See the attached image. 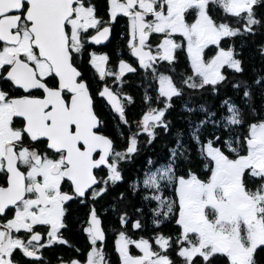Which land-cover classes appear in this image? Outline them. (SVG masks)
Listing matches in <instances>:
<instances>
[{"label":"snow or ice","instance_id":"1","mask_svg":"<svg viewBox=\"0 0 264 264\" xmlns=\"http://www.w3.org/2000/svg\"><path fill=\"white\" fill-rule=\"evenodd\" d=\"M257 7H264V0H109L105 22L92 0H0V83L10 85L0 87V264H19L17 250L42 261L40 249L67 245L61 231L67 227L66 204L102 197L123 180L121 162L139 151L138 134L118 150L102 131L104 122L77 63L86 45L107 41L110 25L117 17L127 18V47L139 68L157 82V100L163 103L150 107L138 124L139 134L151 143L157 129L168 130L166 113L185 89L217 94L229 82L226 68L243 73L236 48L226 49L222 41L264 27ZM214 9L239 26L218 22ZM260 52L264 55V47ZM181 53L187 69L178 84L173 73ZM108 62L105 54L89 53V64L102 81L112 77L122 83L126 73L137 71L123 60L113 71ZM254 83L264 85V77ZM231 86L242 93L243 104L226 98L219 115L204 104L184 105L203 175L191 167L179 174L181 165L192 161L191 148L179 133L166 163L153 166L131 186L134 192L149 193L144 200L156 202L151 212L157 227L174 219L180 229L176 254L183 264H258L257 253L264 251V118L249 122L246 113L257 112L252 93L240 83ZM98 95L128 123L122 101L130 97L107 85ZM145 100L152 97L146 94ZM196 113L201 118L192 120ZM121 224H128L126 214ZM87 225L83 230L90 251L85 260L62 264H110L94 207ZM41 227L46 233L37 230ZM132 227L141 229L142 224L136 220ZM154 242L160 250L148 239L119 232L115 251L120 264H174L168 255L173 238L160 234Z\"/></svg>","mask_w":264,"mask_h":264},{"label":"trees","instance_id":"2","mask_svg":"<svg viewBox=\"0 0 264 264\" xmlns=\"http://www.w3.org/2000/svg\"><path fill=\"white\" fill-rule=\"evenodd\" d=\"M103 4L105 7L104 12H106L108 6L106 2L104 3V0ZM255 11L257 18L264 21V7H257ZM231 22L229 23L232 26H239L234 18H231ZM107 45L110 55L109 63H113L119 58V49L125 47L124 38L122 39L119 32H117L115 37L111 39ZM222 46L226 49L230 46L236 48L239 53L238 58L243 62V73H235L226 68L225 74L228 76L229 82L221 87L217 94H213L210 89L204 92H190L185 89V95L181 98H174L173 107L166 113V120L169 122L168 130L157 129L156 139L151 143L147 142L149 138L146 134H139L142 130L138 128V124L150 107H163L162 98L160 101L157 100V82L150 80L148 78L149 74H146L144 70L136 68L137 71L131 74L130 78L126 79L125 84L119 86L124 92H130L131 100H125V105L126 109L130 111V114L134 115L135 119L134 129L132 131L125 126V129L123 131L120 129V132L122 131L121 133L126 135L125 138L133 134H138L139 151L129 160L121 162L120 170L123 180L118 182L114 188L111 186L103 197L105 223L106 226L109 225L108 228L113 232L115 229H118V234L121 231H125L126 234L133 239L138 240L141 237L148 239L156 250H160L159 246L154 242L158 235L162 234L166 237H172L173 247L168 251V255L173 260L174 264H183L182 258L178 257L176 254L178 246L175 244V239L179 236L180 229L176 226L174 219L170 221L166 220L157 227L153 223L154 218L150 209L151 207H155V204L150 202L149 205L143 198L147 195V191L141 190L139 192H134L131 186L134 185L136 180L142 179L143 174L149 169H153V166L158 167L160 164L166 163L170 149L175 146L179 133H183V141L186 145L190 146L192 152L191 164L181 165L179 174H183L186 168L191 167L192 171L203 175L204 170L200 159L197 157L196 146L191 142L188 135L189 115L184 111L185 104H189L193 107L204 104L210 110H215L219 115L220 112L224 111V109L221 108V102L226 98H231L238 106L243 104L242 93L231 86L233 83H240L241 85L247 86L252 93L254 107L257 110L256 114L246 113L247 120L253 122L256 119L264 118V85H256L254 83L256 79L264 77V55H261L260 52V49L264 47V27L257 26L254 35L245 33L236 38L226 39L222 41ZM162 69L164 68L160 70L162 71ZM186 69L187 63L185 55L182 53L175 67V73H173L174 79L178 84L181 75L185 74ZM164 70H166V67ZM150 81L151 84H149ZM146 94L152 97L151 102H146ZM200 118V113L191 115L192 120H199ZM209 130L211 131V129ZM216 134L219 135L221 133L217 132ZM113 135L115 137L118 136L114 133ZM127 146L128 144H120L118 150H124ZM149 161H152L153 164L150 165ZM168 195H173L171 190H169ZM138 209H142V213L138 211ZM71 212L68 218V234H70L73 239L81 232V225L87 220L89 207L74 206ZM125 214L128 218V224L122 225L121 217ZM136 220L141 222V229H134L132 227ZM114 238L115 235L113 237V243ZM109 242L113 249V252L109 254V258H111L112 264H120V258L118 253L114 251L115 246L112 245V240ZM131 251L135 255L139 253V250L134 247ZM256 259L258 264H264V251H258ZM221 264H224L223 260H221Z\"/></svg>","mask_w":264,"mask_h":264},{"label":"flooded vegetation","instance_id":"3","mask_svg":"<svg viewBox=\"0 0 264 264\" xmlns=\"http://www.w3.org/2000/svg\"><path fill=\"white\" fill-rule=\"evenodd\" d=\"M105 2L107 3V6H108L106 12H104L105 7L103 4V0H92V3L96 7L97 16L101 20L107 22L109 20V17H108L109 16V0H104V3ZM211 14L217 20L224 19V21H227L230 18V17H225L224 14L222 13V10H218V9H214ZM110 28H111L110 40L115 37L117 32H119L122 39L124 38L125 47L119 49L118 60L113 63L108 62V67H111L113 71H117L118 63L121 60H123L127 62L128 64H130L132 67L139 68L137 59L131 55L129 48L127 47V41H128L127 18L117 17V20L110 25ZM92 34H95V33L90 31L89 35H92ZM107 44L108 43H104V42L100 45L87 44L85 52L78 59L77 63H78V67L80 71L83 73L84 79L88 82L90 86L91 93L94 98L95 111L97 115L99 116V118L104 122V127L102 131L104 132L105 135L110 136L115 141V146L118 149L120 144H123V145L128 144V138H130L131 136L126 137L127 138L126 139L125 138L126 135L121 132L125 129V126L128 127L131 131L134 129V123H135L134 115L130 114V111L126 109L125 100H123L122 102L125 107V117L128 121L127 124H124L123 121L119 118V114L115 113L114 110H112L106 98L100 97L98 95V92L105 85H107L111 87L114 92L121 93L123 97H131L130 92L128 93L124 92L123 90L119 88V86H123L125 84L126 79L130 78V75L134 74V72L126 73L123 77L122 83L114 81V78H111V77H108L103 81L98 78V74L94 71V69L89 64V53H92V52L96 54L104 53L108 55V57H110ZM180 55H182V53ZM162 68L165 69V67H162ZM149 84H151V81L149 82ZM0 87H3L5 90H7L10 87V85L0 83ZM120 129L122 130L121 132H120ZM113 133L118 136L115 137ZM98 175L103 177L105 175V171L104 170L99 171ZM115 185H110L109 189L111 186L112 188H114ZM64 190L69 191V192L71 191L69 187H65ZM105 194L98 199H92L91 197H88L84 199L83 202L79 199H75L66 204L65 207L67 209V214L65 217V223L67 224V227L65 229H62L61 231L63 234V238L68 241L67 245L55 244L51 247H45L43 249H40L39 254H41L43 257L42 261H36V260H33L32 258L24 257L20 253L19 250H17V252L14 253V259L17 260L19 264H62V261L68 262L74 259L83 262L85 260L87 252L90 251V241L87 236V233H85L83 229L88 226L87 221L89 219V213H90V210L94 207L98 217L100 218L102 222V226L106 234V241L104 242V250L107 254L110 264H112L111 258H109V254L110 252H113V249L109 241L112 240V245L115 246V241L116 239H118V231H117L118 229H115L113 232L110 228H108L109 225L106 226L105 219H104L105 212H103V209H104L103 197L105 196ZM74 206H87V208L89 207V213L87 216V220L83 222L81 225V228H82L81 232L76 238L72 239L71 235L68 234V231H69L68 218L71 215L72 213L71 210ZM11 215L12 213L9 212L8 217L11 218ZM37 230L42 233H46L47 231L43 227L38 228ZM114 235H115V238H114V243H113ZM45 242L46 241H42V243H45ZM114 251H115V247H114Z\"/></svg>","mask_w":264,"mask_h":264},{"label":"rangeland","instance_id":"4","mask_svg":"<svg viewBox=\"0 0 264 264\" xmlns=\"http://www.w3.org/2000/svg\"><path fill=\"white\" fill-rule=\"evenodd\" d=\"M109 17V16H108ZM108 17H107V19H108ZM220 20H218V22H219ZM225 22H231V18H229L227 21H225ZM232 23V22H231ZM234 23H235V21H234ZM233 23V24H234ZM213 52L215 51L214 49L212 50ZM98 54H104V53H98ZM106 55V54H105ZM108 56V55H107ZM109 68H111V67H109ZM162 71H166V70H164V69H162ZM112 78V77H111ZM137 181L138 180H136V182L134 183V184H136L137 183ZM147 195H149V193L147 192ZM151 202H153L154 204H155V206H156V202L155 201H151ZM147 204H149L150 205V201H147L146 202ZM152 208H154V207H151L150 209H152ZM150 209H149V211H150ZM153 216V215H152ZM153 218L154 219H156L154 216H153ZM140 253H137L136 255H139ZM135 255V254H134Z\"/></svg>","mask_w":264,"mask_h":264},{"label":"water","instance_id":"5","mask_svg":"<svg viewBox=\"0 0 264 264\" xmlns=\"http://www.w3.org/2000/svg\"><path fill=\"white\" fill-rule=\"evenodd\" d=\"M110 38H111V33H110L109 39L107 41H105L104 43H108L110 41ZM102 228H103V226H102Z\"/></svg>","mask_w":264,"mask_h":264}]
</instances>
